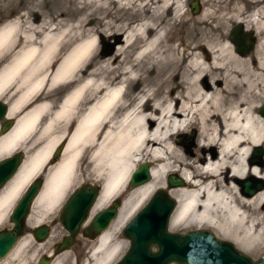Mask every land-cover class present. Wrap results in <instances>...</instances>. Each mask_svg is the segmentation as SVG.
Masks as SVG:
<instances>
[{
  "label": "bare ground",
  "instance_id": "bare-ground-1",
  "mask_svg": "<svg viewBox=\"0 0 264 264\" xmlns=\"http://www.w3.org/2000/svg\"><path fill=\"white\" fill-rule=\"evenodd\" d=\"M138 1L104 0V8L113 2L136 7ZM247 1L245 9L254 0ZM82 4L80 10L90 3L83 0ZM142 5L141 12L150 6ZM152 5L149 11L158 9V19L173 9L178 16L184 8L179 0H156ZM203 6L206 8L205 0ZM224 7L225 12L214 17L215 12H205L200 21L215 18L213 22L220 23L230 15L239 28L232 36L247 42L241 29L247 23L252 21L256 26L253 30L264 33L262 9L245 17L243 6L234 8L227 3ZM64 13L60 17H65ZM149 16L129 31L110 34L107 51L115 49L113 41L120 44L119 35L123 46L103 69L95 68L90 73L86 71L98 50L96 37L75 46L51 74L61 39L69 36L57 34L58 24L24 26L12 22L0 30V58L14 45L22 46L11 62L0 67V99L10 104V117L27 109L9 132L0 134V160L26 149L22 142L34 131L49 138L0 193V227L8 221L18 197L49 166L54 149L62 144L61 158L48 169L44 187L34 202L30 227L50 221L48 213L58 208L81 177L84 159L87 169L103 183L92 212L103 209L119 195L124 197L118 217L109 228L96 239L85 237L83 260L76 255L74 264H113L124 248L117 236L157 189H165L164 180L172 173L186 183L169 188L177 201L169 225L172 231L213 229L242 250L262 251L264 189L248 198L242 194L239 181L249 177L264 181V166L250 163L252 148L264 147V118L254 116L257 100L250 96L259 98L264 92V53L251 67L250 59L245 58L250 51H238L231 40L226 44L207 40L190 54L186 50L178 53L171 41L163 38L158 19ZM85 30L84 25L79 27L70 43L84 38ZM134 47L135 54L128 58ZM197 50H204L209 57L193 53ZM79 73L86 77L80 78ZM15 82L20 93L14 100L7 91ZM62 84L72 88L53 111L47 96L42 97L43 91L48 85L54 88ZM134 84L143 87L136 96L129 91ZM48 115V124L41 127ZM144 161L152 164L151 180L129 189L131 176ZM29 233L25 227L22 238ZM18 243L6 256V264H23L20 258L28 241ZM67 263L62 258L56 264Z\"/></svg>",
  "mask_w": 264,
  "mask_h": 264
},
{
  "label": "rangeland",
  "instance_id": "rangeland-1",
  "mask_svg": "<svg viewBox=\"0 0 264 264\" xmlns=\"http://www.w3.org/2000/svg\"><path fill=\"white\" fill-rule=\"evenodd\" d=\"M179 1H181L184 4V8L180 15L177 16L175 13L177 12V10L173 9V10L165 11L166 13H164L163 16L162 17L160 16L158 19L157 18V15L159 14L158 9L149 11V9L146 8L145 11L141 12L140 11L141 6L138 3L136 7H134V5L130 7L127 5L119 6L115 2H113L112 6L108 8H104V5H105L104 0H87V2L90 4H87L85 9L80 10V8L83 6L82 4L83 0H0V30L12 22H21V24L24 26H29V25L39 26L45 23H49L53 25L58 24L59 31L57 32V34H60V35L66 34L69 36L67 37L63 35L64 37H62L61 39L63 43L60 49L57 51L56 58L54 59L55 66L52 67L50 70L51 74L55 71L56 67H58L60 62L65 59V57L69 54V52L75 46H78L84 41L91 39V37H96L97 43H98V50H97V53L95 54V57L92 58L91 60V65L86 71L90 73L91 70L95 68L98 69L99 71L103 69L105 67L106 61H108L110 58L113 59L116 56V54L118 53L117 52L118 47L123 46L121 45L122 44L121 36L119 35L120 44L118 41H113L112 44L114 45L115 49H113L112 52L107 51L106 46L108 43H110L108 40V36L115 32L120 33L124 30L129 31L131 27L139 24L142 18L149 16V14H150L149 17L151 18V20L158 19L157 25H158L159 30H164L163 38L167 37V39L171 41L173 46L177 48L178 53H181L184 50H186L187 53L190 54L192 52L191 50L194 47L200 46L202 43H204L207 40H214L215 42L222 43V44L229 43V40H230L229 36L231 34L233 27L235 26L234 25L235 22L233 21L234 17L229 18L230 15H228V18H227V16L225 15L223 22L215 23L213 22L215 21V18H213L212 21H207L203 23L200 20L202 19V16L204 15L205 12H209V11H211L212 13L215 12V15H213L212 17L217 16L218 15L217 13L220 12L221 14V12L225 9L224 6L228 3L229 5L232 4L234 8L235 7L242 8L243 6V12L245 13L246 9L244 8V5L249 4L247 0H205V6L207 8L206 10V8L203 6V0H199L200 5L202 6L203 9H202L201 14L194 16L189 7V2L192 0H179ZM243 1H245V3H243ZM250 5H251L250 15L257 14V12L261 9L264 11V0H254L250 2ZM64 12H67V13H64ZM160 12H162V10H160ZM224 12L225 10L223 11V13ZM61 13H64L65 17H60ZM82 25H84L86 28L85 30L86 33H85L84 38L80 39L76 43L71 44L70 41L76 35L77 29L81 27ZM247 26H250V33H253L255 37V41H256L253 50L250 52V54L245 56V58L250 59V67H251L253 64H255V62L260 61L262 59V54L264 53V47L262 46L264 42V33H261V32L256 33V31L253 30V28H256V26L253 25L252 21L250 24L247 23L245 25L246 28ZM89 31H91V33H89ZM21 50H22V46L18 47L14 45L13 47L9 48L8 51L5 53V55H3L0 58V67L11 62ZM135 52H136V47L131 48L129 50V53L127 54V57L131 58L132 55L135 54ZM193 53H196V54L203 53L205 59L209 57V54H207V52H205L204 50H201V51L197 50V51H194ZM78 76L80 78L86 77L84 73H79ZM175 84L179 85V82L176 81ZM66 85L67 84L57 85L54 88H50V85H48L44 89L42 97L47 96V101L52 103L53 111L57 110V107L59 106V104L62 102V100L65 98V96L69 93L70 89L72 88V86H66ZM142 89H143L142 84H134L133 86L129 88V91L132 92L131 95L136 96V94L140 92V90ZM7 92L10 95L13 94L14 100H15L18 96V93H20V90H18L17 88V82L11 85V87L8 89ZM250 96L252 99L257 100L256 106L258 108L255 111L254 116L255 117L261 116L259 113V110L264 105V92L259 98H257L255 94H250ZM0 101L5 102V100H2V99H0ZM22 110L23 111L19 113L18 115H16V117H10V118L15 121L17 118L21 117V115L27 109H25L24 107ZM48 120H49V115H48V118L46 117L45 120L42 122L41 127L43 125L44 126L47 125ZM3 123H1L0 125L1 135H3L1 131ZM190 133L191 131L189 132V134ZM176 138H173V142H176ZM48 139H49L48 137H41L39 131L38 132L34 131L29 136H27V138L24 139L22 142V146L25 147L26 149L20 148L16 150L15 152H13L8 157L14 156L18 152H23L25 154V161H26L29 157L35 155L37 151L45 145ZM61 147L63 150V146L62 144H60L54 149L53 154L56 152L58 148H61ZM254 149L252 148L251 150L250 160L252 159ZM193 155L196 156V158H199L197 151H194ZM60 158H61V155L58 157L57 160L50 162L49 166H45L42 172L39 175H37L31 181V183L38 177H43L45 180V176L47 174L48 169L54 166L59 161ZM143 163H151V162L144 161ZM141 164H139L138 168L141 166ZM81 168H83L82 175L77 181V183L69 191V193L67 194V197L63 200V202L58 206L57 209L48 213L49 215L48 218L50 220L49 222L41 223L39 225L30 227L29 219L35 213V209L33 206L32 213L26 222L27 232L29 233V230H34L36 227H40L42 225H49L51 227V231H50L49 237L44 242H37L33 238V235L31 233L26 234L22 238V240H20V242L23 241L24 239H27L28 241V245L20 258V261L23 264H40L41 258L43 257H46L49 260V264H56L62 258H64V260H68L69 264L71 263L74 264L76 262V255L82 258L81 259V262H82L84 252H85V247L87 245V240L82 234L77 236L76 242L72 248H70L67 251L61 252V253L57 252V247L63 241V239L68 235V232L65 230L61 222L58 220V214L62 206L66 202V200L74 192V190H76L77 188L81 187L84 184H93V185L100 186V187L103 184L102 181H99L90 172V170L87 169V162L85 159L82 161ZM174 174L178 175L177 173H172L170 175H174ZM170 175H168L164 180L165 189L159 188L153 193V195L159 190H165L168 193V195L171 198H173L170 195V192H169L170 189L167 184L168 177ZM29 186H27L26 189L18 197L16 203L14 204L11 210V214H10L8 221L6 222L4 226L0 227V231L4 229L12 228L13 225L10 222L12 212L14 208L17 206L22 196L24 195V193L26 192V190L29 188ZM1 192L2 191H0V193ZM152 196L149 198V200L152 198ZM116 198L124 199L122 195H119ZM149 200L135 214H137L149 202ZM111 202L103 209L92 212L91 218L94 217L96 214H98L100 211L109 207L111 205ZM133 217L129 220V222L133 219ZM129 222L123 227L121 233L117 236V238H119V242L124 243V248L122 252L120 253L119 257L117 258V260L113 264H116L117 262H119L130 248L129 240H127L123 236V230L129 224ZM195 230L197 229L196 228L179 229L176 231H172L169 228L170 232L178 233V234H185V233L195 231ZM201 230H209L213 232L220 240L231 242L236 246L234 242L228 239H225L223 237H220L217 234V232L213 229L205 228ZM117 238L115 236L113 237L114 242L116 241ZM20 242L18 244H20ZM236 248L244 252L248 256H250L253 260H258L264 256V250L250 253L245 250H242L238 246H236ZM7 258L8 257L0 261V264H6Z\"/></svg>",
  "mask_w": 264,
  "mask_h": 264
},
{
  "label": "water",
  "instance_id": "water-1",
  "mask_svg": "<svg viewBox=\"0 0 264 264\" xmlns=\"http://www.w3.org/2000/svg\"><path fill=\"white\" fill-rule=\"evenodd\" d=\"M190 8L194 16L202 12L199 0L192 1ZM236 28L233 32H238L239 28ZM230 40L236 45L237 50L244 54L251 52L255 46L254 40L247 42L236 36H231ZM9 112L10 105L0 101V125L5 121L1 128L3 134L9 132L15 125ZM259 113L264 118V105ZM61 152L62 147L53 154L52 161L57 160ZM24 161L23 152L0 161V191L16 176ZM250 163L264 166V147L258 146L254 149ZM151 178V164L144 163L132 175L129 189L138 188L148 183ZM44 184L43 177L36 178L30 184L12 212L10 218L12 228L0 231V260L13 250L25 234L26 222ZM167 184L169 188L186 185L185 181L175 174L168 177ZM239 184L242 194L248 198L264 189V181L253 177L239 181ZM101 189L100 186L84 184L77 188L65 202L58 220L68 235L57 247L58 253L72 248L80 234L86 238L96 239L118 217L122 199L113 200L111 206L90 218ZM176 207L177 201L165 190L157 191L124 228L123 236L129 240L130 248L116 264H264V256L253 260L238 250L233 243L220 240L209 230H195L185 234L170 232V220ZM50 231L49 225H42L35 228L32 235L37 242H44L49 237ZM40 264H49V260L43 257Z\"/></svg>",
  "mask_w": 264,
  "mask_h": 264
},
{
  "label": "flooded vegetation",
  "instance_id": "flooded-vegetation-1",
  "mask_svg": "<svg viewBox=\"0 0 264 264\" xmlns=\"http://www.w3.org/2000/svg\"><path fill=\"white\" fill-rule=\"evenodd\" d=\"M132 1H134V0H132ZM138 1V0H137ZM156 0H145V2H143L142 0H140V1H138L137 3L140 5V6H143L142 4H148L149 3V5L151 6V9H152V7H154L152 4L155 2ZM137 3H136V5H137ZM190 3H191V1L189 2V7H190ZM117 4V3H116ZM118 5V4H117ZM150 6H148L147 7V9H150ZM201 8H202V6H201ZM203 9V8H202ZM245 17H249L250 16V5H248V7L246 8V12H245ZM238 26V25H237ZM236 28V26H234L233 27V29H232V31H231V34H230V36H229V39H230V37L232 36V34H233V31H234V29ZM242 31L245 33V35H247V40L250 42V35H251V38L255 41V37H254V35H253V33H250V26H247V28L245 27V26H242Z\"/></svg>",
  "mask_w": 264,
  "mask_h": 264
}]
</instances>
